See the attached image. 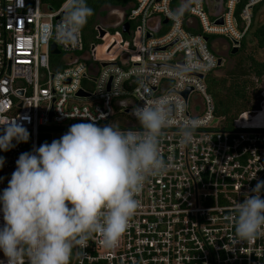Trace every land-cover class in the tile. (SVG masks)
I'll use <instances>...</instances> for the list:
<instances>
[{
	"label": "built area",
	"instance_id": "built-area-1",
	"mask_svg": "<svg viewBox=\"0 0 264 264\" xmlns=\"http://www.w3.org/2000/svg\"><path fill=\"white\" fill-rule=\"evenodd\" d=\"M244 1L238 17L241 0H224L223 23L216 24L206 0H131L129 34L99 23V43L87 46L82 30L72 43L56 39L67 1L53 9L42 0H0V125L26 128L32 151L45 127L52 128V140L76 121L139 133L134 107L162 95L184 106L160 138L170 167L145 182L118 246L107 248L94 234L74 245L73 264H264V236L238 241L231 219L237 203L264 181V126L225 129L205 83L221 56L213 47L217 40L205 37L243 40L263 0ZM164 19L168 23L148 38ZM101 30L106 33L99 38ZM81 90L87 95L78 96ZM190 119L199 127L184 145L181 129ZM18 150L14 145L9 152ZM12 163L6 162V172ZM7 179L0 176V194Z\"/></svg>",
	"mask_w": 264,
	"mask_h": 264
},
{
	"label": "clouds",
	"instance_id": "clouds-1",
	"mask_svg": "<svg viewBox=\"0 0 264 264\" xmlns=\"http://www.w3.org/2000/svg\"><path fill=\"white\" fill-rule=\"evenodd\" d=\"M93 10L86 0H67L56 39L77 41ZM183 104L162 95L132 109L142 131H122L94 121L73 124L59 139L21 153L8 186L0 194V264H70L74 245L99 234L107 248L127 232L145 182L170 167L160 152L165 127ZM0 151L28 142L26 128L0 125ZM198 121L186 120L180 142H192ZM5 158L0 156V168ZM264 181H258L234 209L235 237L264 236Z\"/></svg>",
	"mask_w": 264,
	"mask_h": 264
},
{
	"label": "trees",
	"instance_id": "trees-1",
	"mask_svg": "<svg viewBox=\"0 0 264 264\" xmlns=\"http://www.w3.org/2000/svg\"><path fill=\"white\" fill-rule=\"evenodd\" d=\"M42 1L51 8L56 9L67 0ZM130 3L131 0H86L87 6L93 10V15L88 18L87 24L82 29L86 45L97 44L100 41L98 39L97 26L99 24V17L104 15L103 8L105 6L121 7L128 11ZM244 3L245 1L241 0L238 5L236 12L238 17ZM263 4L264 0L255 8L253 25L245 38L241 41L239 52L234 55V57L238 58L235 65L226 69L224 76H217L215 72L205 76V83L208 91L212 94L215 101V114L220 118L224 128L227 130L238 128L236 120L241 114L260 111L262 108L264 100V87L262 85L264 81V61L257 59L255 52L264 51V17L261 21H256V14ZM129 22L132 26L134 25L132 20H129ZM115 30L116 29H112V31ZM249 38L251 39L250 42L254 44L253 49L256 50L248 49ZM210 40H212V36ZM223 67H218L216 71L223 69ZM76 123L81 122H69L61 128V131L66 133L69 127ZM51 129V127H45L40 130L37 147L45 142L50 144L53 141L49 133ZM2 134L3 130H0V135ZM12 143L19 146V150L15 152L14 155L11 156L9 151H0V156L5 158L4 166L6 162L13 161L11 168L7 172L4 166L0 168V176L4 178L8 177L5 184L6 187L8 186V181L11 179V174L16 169V161L20 154L32 151V138L30 135L26 143H17L15 140H13ZM74 257L75 248L73 247L70 264H73Z\"/></svg>",
	"mask_w": 264,
	"mask_h": 264
},
{
	"label": "rangeland",
	"instance_id": "rangeland-1",
	"mask_svg": "<svg viewBox=\"0 0 264 264\" xmlns=\"http://www.w3.org/2000/svg\"><path fill=\"white\" fill-rule=\"evenodd\" d=\"M104 10L106 13L105 15L99 17V22L102 21L105 24H109L113 22L114 20H116L119 17V15L123 14L124 10L126 9L106 6ZM263 17H264V4L262 5V7L259 9V11L256 14V21L257 22L261 21ZM109 30L112 31V29H109ZM213 40L214 38L212 37V40H211L212 42H215L217 40L213 44L214 49H216L217 52L225 58V62L221 66V67L224 66L223 69L215 71V75L224 76L226 69L233 67L238 58L228 55L227 50L225 49V45L227 43L226 37L217 36L215 37V40L214 41ZM250 41L251 39L249 38L248 49L256 50V49H253L254 44ZM255 54H256L257 59L264 61V51H256ZM262 85L264 87V81ZM236 124L238 126H264V102L262 105V110L256 111L252 114H248L247 116L246 115L241 116L236 121ZM1 256H3L2 252H0V257Z\"/></svg>",
	"mask_w": 264,
	"mask_h": 264
},
{
	"label": "water",
	"instance_id": "water-1",
	"mask_svg": "<svg viewBox=\"0 0 264 264\" xmlns=\"http://www.w3.org/2000/svg\"><path fill=\"white\" fill-rule=\"evenodd\" d=\"M206 5H207V8H208V11H209L210 15L212 17L216 18L215 23L216 24H222L223 20H222V17H220V15H221V12H222V9H223V0H206ZM129 19H133V17L130 16ZM160 23L167 24L168 23V19H164L162 22H159V24L156 27L151 28L150 31L147 34L148 38L152 36L153 32H157L159 30ZM121 31L124 34H129V32H130V22L129 21H126L121 26ZM105 33H106L105 30H101L99 32V38L103 37V35ZM205 40L208 41L209 38L205 37ZM231 41H232V44H233V47L231 49V54L235 55V54H237L239 52L240 42L236 41V40H231ZM52 52L53 53H57V50L55 49V47H53V51ZM223 60H224V57L220 56L219 59H218V66L219 67H221L223 65ZM106 64L107 63H103V65H106ZM199 76L201 78L204 77L203 75H199ZM190 91H191V88L187 89L186 91L183 92V95L185 96V98H187V96L190 93ZM77 95L78 96H86L87 94L83 90H81Z\"/></svg>",
	"mask_w": 264,
	"mask_h": 264
},
{
	"label": "flooded vegetation",
	"instance_id": "flooded-vegetation-1",
	"mask_svg": "<svg viewBox=\"0 0 264 264\" xmlns=\"http://www.w3.org/2000/svg\"><path fill=\"white\" fill-rule=\"evenodd\" d=\"M104 8H103V11H104V15H105L106 12H105ZM116 8H121V7H116ZM223 8H224V0H223ZM127 19H128L127 10H124L123 14L119 15V17L116 20H114L113 22H111L109 24H105L102 21H100L99 23L101 24V26L103 28L115 29V28H121V26L127 21ZM130 27H131V23H130ZM208 38H209L208 41L211 42L210 37H208ZM241 41H240V46H241ZM232 47H233L232 41L227 38V43L225 45V49L227 50V53L229 56H234L233 54H231ZM224 62H225V58L223 60V64H224Z\"/></svg>",
	"mask_w": 264,
	"mask_h": 264
},
{
	"label": "crops",
	"instance_id": "crops-1",
	"mask_svg": "<svg viewBox=\"0 0 264 264\" xmlns=\"http://www.w3.org/2000/svg\"><path fill=\"white\" fill-rule=\"evenodd\" d=\"M179 6V1L174 3V8H177Z\"/></svg>",
	"mask_w": 264,
	"mask_h": 264
}]
</instances>
